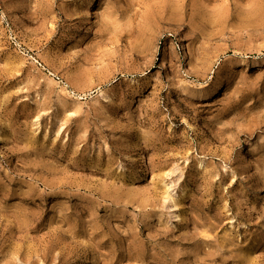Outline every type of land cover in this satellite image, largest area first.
<instances>
[{"label":"rangeland","instance_id":"obj_1","mask_svg":"<svg viewBox=\"0 0 264 264\" xmlns=\"http://www.w3.org/2000/svg\"><path fill=\"white\" fill-rule=\"evenodd\" d=\"M0 0V264H264V0Z\"/></svg>","mask_w":264,"mask_h":264},{"label":"bare ground","instance_id":"obj_2","mask_svg":"<svg viewBox=\"0 0 264 264\" xmlns=\"http://www.w3.org/2000/svg\"><path fill=\"white\" fill-rule=\"evenodd\" d=\"M96 1H97V0H90V1H88V2H87V6H88L89 8L93 7L94 5H96Z\"/></svg>","mask_w":264,"mask_h":264}]
</instances>
